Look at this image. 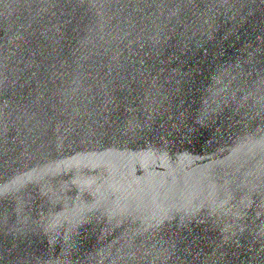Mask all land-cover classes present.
Instances as JSON below:
<instances>
[{"label":"water","instance_id":"1","mask_svg":"<svg viewBox=\"0 0 264 264\" xmlns=\"http://www.w3.org/2000/svg\"><path fill=\"white\" fill-rule=\"evenodd\" d=\"M0 264H264V0H0Z\"/></svg>","mask_w":264,"mask_h":264}]
</instances>
